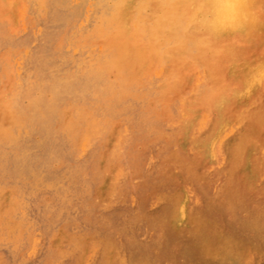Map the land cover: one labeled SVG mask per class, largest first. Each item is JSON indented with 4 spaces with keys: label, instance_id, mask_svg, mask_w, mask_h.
Here are the masks:
<instances>
[{
    "label": "rangeland",
    "instance_id": "1",
    "mask_svg": "<svg viewBox=\"0 0 264 264\" xmlns=\"http://www.w3.org/2000/svg\"><path fill=\"white\" fill-rule=\"evenodd\" d=\"M107 1L0 0V264H264V130L232 156L241 130L210 107L188 10L166 20L138 0L122 19Z\"/></svg>",
    "mask_w": 264,
    "mask_h": 264
},
{
    "label": "bare ground",
    "instance_id": "2",
    "mask_svg": "<svg viewBox=\"0 0 264 264\" xmlns=\"http://www.w3.org/2000/svg\"><path fill=\"white\" fill-rule=\"evenodd\" d=\"M109 1V0H108ZM107 1V3H108ZM116 1V0H115ZM158 1V2H156ZM168 0H142V2L150 5L153 8V14H157V11L159 9V7H165L168 5V7L170 6L172 10H170V13L164 12V14L161 16L162 19L166 18H173V15H175L177 12H179L178 14H180L181 11H183V9L185 8L186 10L189 11V19L191 20V31H190V35L192 36V42L193 44H195L197 46L196 51L198 50V54L200 56H202L203 52H208L210 53V58L209 61L207 62L208 67H210L208 74L212 75V77H215L218 82H216V85L214 87V89L212 90L211 96L210 98L212 99L211 102L209 101V103H211V108L218 111L219 115L221 117L222 120H232L235 122V124H237L239 130H241V132L239 133V138H238V145H239V150L237 149H230L232 156H234V158L236 159H240L242 152L244 153V151H246L248 154H254L258 151V136L263 132V128H264V0H245L246 3V8H245V16L244 18L236 25L233 27H228V28H221V29H212L209 28L207 26H205V24L202 22L203 20V12L200 10L199 5L201 3L204 2V0H176L175 3H173L172 5L169 4ZM76 2V1H75ZM90 2V1H89ZM110 2V1H109ZM140 1L138 0H122L121 2V16L122 19L125 18H129L130 16H132L135 13V9L138 7V5H140L139 3ZM141 2V3H142ZM111 3V2H110ZM171 3V2H170ZM26 4V3H25ZM37 4V3H36ZM117 4V3H116ZM27 5V4H26ZM120 5V4H119ZM147 5V6H148ZM41 6V5H40ZM141 6V5H140ZM23 7V6H22ZM36 7V6H35ZM88 7V6H87ZM117 7V6H116ZM115 7V8H116ZM169 7V8H170ZM44 8V7H42ZM139 8V7H138ZM137 8V11L139 10ZM91 9V7L89 8ZM142 9V8H141ZM26 10V9H25ZM34 10V9H33ZM164 10V9H163ZM162 10V11H163ZM118 11V9H117ZM145 11V10H144ZM173 12V14L171 13ZM33 14V13H32ZM140 14V13H139ZM162 14V13H161ZM29 15V14H28ZM42 15V14H41ZM40 15V16H41ZM87 15V14H86ZM143 15V14H142ZM169 15V16H168ZM171 15V17H170ZM185 15V14H184ZM112 16V15H111ZM115 16V14H114ZM159 16V15H158ZM176 16V15H175ZM33 17V16H32ZM156 17V16H155ZM160 17V18H161ZM94 18V17H93ZM114 18V17H113ZM138 18V17H137ZM145 18V16L143 17ZM159 18V20H161ZM171 18V20H172ZM134 19V18H133ZM5 20V19H4ZM23 20V18H22ZM21 20V21H22ZM30 20V19H28ZM27 20V21H28ZM138 20V19H137ZM136 20V21H137ZM153 20V19H152ZM182 20V19H181ZM1 21V20H0ZM6 21V20H5ZM107 21V20H106ZM104 21V22H106ZM158 21V19H157ZM174 21V20H173ZM184 21V20H183ZM25 22V21H24ZM31 22V21H30ZM82 22V21H81ZM99 22L101 23V21L99 20ZM151 22V21H148ZM154 22V21H153ZM160 22V21H159ZM9 23V22H8ZM107 23V22H106ZM114 23V22H113ZM137 23V22H136ZM139 23V22H138ZM137 23V24H138ZM162 23V22H161ZM188 23V22H187ZM112 24V23H109ZM134 24V23H133ZM136 24V25H137ZM144 24V23H143ZM149 24V23H148ZM160 24V23H159ZM158 24V25H159ZM169 24V23H168ZM185 24V23H184ZM31 25V24H30ZM101 25V24H99ZM114 25V24H113ZM112 25V26H113ZM156 25V24H155ZM170 25V24H169ZM115 26V25H114ZM162 26V25H160ZM24 27V26H23ZM32 27V26H31ZM39 27V25H38ZM90 27V26H89ZM117 27V24L116 26ZM136 27V26H135ZM140 27H142L140 25ZM169 27V26H168ZM172 27V26H171ZM170 27V29H171ZM92 28V26H91ZM131 28V27H130ZM151 28V27H150ZM156 28V26L154 27ZM173 28V27H172ZM8 29V28H7ZM118 29V27H117ZM116 29V31H117ZM136 29V28H135ZM142 29V28H141ZM145 29V28H144ZM143 29V30H144ZM149 29V28H148ZM160 29V28H157ZM25 30V29H24ZM98 30V29H97ZM156 30V29H153ZM161 30V29H160ZM115 31V32H116ZM119 31V29H118ZM163 31V30H161ZM160 31V32H161ZM169 31V30H168ZM182 31V30H181ZM15 33V31H13ZM12 32V33H13ZM102 32V31H101ZM138 32H139V28H138ZM147 32V31H146ZM151 32V30L149 31ZM172 32V31H169ZM183 32V31H182ZM140 33V32H139ZM145 33V32H143ZM153 33V31H152ZM176 33V32H175ZM88 34V33H87ZM110 34V33H109ZM116 34V33H115ZM114 34V36H115ZM161 34V33H159ZM99 35V33H98ZM108 35V33H107ZM113 35V34H112ZM117 35V34H116ZM155 35V33H154ZM158 35V34H157ZM101 36V35H100ZM105 36V35H104ZM110 36V35H109ZM152 36V35H151ZM150 36V37H151ZM160 36V35H159ZM161 36L163 37V34H161ZM178 36V35H177ZM79 37V36H78ZM106 37V36H105ZM148 37V36H147ZM157 37V36H156ZM77 38V37H76ZM83 38V37H82ZM96 38V37H94ZM140 38V37H139ZM143 38H145L143 36ZM166 38V37H165ZM184 38V36H183ZM182 38V39H183ZM86 39V38H85ZM84 39V40H85ZM104 39V38H103ZM156 39V38H155ZM159 39V38H158ZM162 39V38H161ZM167 39V38H166ZM59 40V39H58ZM77 40V39H76ZM83 40V41H84ZM87 40V39H86ZM95 40V39H94ZM97 40V39H96ZM148 39L146 38V41ZM190 40V41H191ZM92 41V40H91ZM144 41V40H143ZM82 42V41H81ZM131 42V41H130ZM167 42V41H166ZM183 42V41H181ZM180 42V43H181ZM188 42V41H187ZM186 42V43H187ZM86 43V41L84 42ZM133 43V42H132ZM157 43V42H156ZM176 43V41H175ZM180 43H176L177 45H179ZM81 44V43H79ZM87 44V43H86ZM90 44V43H89ZM96 44V43H95ZM164 44V42H163ZM184 44V43H183ZM78 46V44H76ZM98 45V44H97ZM194 45V46H195ZM56 46V45H55ZM58 46V45H57ZM84 46V45H83ZM102 46V45H101ZM118 46V45H117ZM116 46V47H117ZM163 46V45H162ZM172 46V45H171ZM119 47V46H118ZM180 47V46H179ZM192 47V46H191ZM8 48V47H7ZM23 48V47H22ZM55 48V47H54ZM115 48V46H114ZM121 48V47H120ZM119 48V49H120ZM20 49V48H19ZM26 49V48H25ZM68 49V48H66ZM77 49V48H76ZM104 49V46H103ZM111 49H113V47H111ZM122 49V48H121ZM186 49V47H185ZM6 50V49H5ZM18 50V49H17ZM29 49H27L28 51ZM84 50V49H83ZM102 50V49H100ZM110 50V49H109ZM156 49L154 48V51ZM163 50V49H162ZM176 57H184V59L189 62L188 57L185 58V51L183 49H176ZM14 51V50H13ZM16 51V50H15ZM99 51V50H98ZM108 51V50H107ZM116 51V50H115ZM122 51V50H121ZM158 51V49H157ZM191 51V50H190ZM26 52V50H25ZM24 52V53H25ZM74 52H76V50H74ZM73 52V53H74ZM89 52V51H88ZM103 52V51H102ZM105 52V51H104ZM124 52V50H123ZM99 53V52H98ZM109 53V51L107 52ZM160 53V52H159ZM192 53V52H191ZM121 54V53H120ZM149 54V53H148ZM3 55V54H1ZM6 55V54H5ZM102 55V54H101ZM114 55V54H112ZM117 55V54H115ZM19 56V55H18ZM161 56V55H160ZM164 56V55H162ZM170 56V55H169ZM104 57V56H103ZM114 57V56H113ZM116 57V56H115ZM123 57V56H122ZM4 58V57H3ZM6 58V57H5ZM105 58V57H104ZM121 58V57H120ZM119 58V59H120ZM160 58V57H159ZM190 58V57H189ZM9 59V58H8ZM103 59V58H102ZM15 60V59H14ZM191 60V59H190ZM6 62H10L9 60L7 61V59L5 60ZM92 61V60H90ZM114 61V60H113ZM119 61V60H116ZM134 61V60H133ZM193 61V60H192ZM18 62V61H17ZM89 62V61H88ZM109 62V61H108ZM107 62V63H108ZM111 62V61H110ZM122 62V61H121ZM166 62V61H165ZM106 63V62H105ZM161 63V62H160ZM159 63V64H160ZM11 64V63H10ZM19 64V63H17ZM118 64V63H117ZM162 64V63H161ZM122 65V64H121ZM125 65V64H124ZM127 65V64H126ZM101 66V65H100ZM160 66V65H159ZM158 66V67H159ZM123 67V66H122ZM125 67V66H124ZM129 67V65H128ZM161 67V66H160ZM12 68V67H11ZM10 68V69H11ZM16 68V66H15ZM101 68V67H100ZM107 68V66H106ZM118 68V67H117ZM116 68V69H117ZM126 68V67H125ZM197 68V66H196ZM86 69V68H85ZM108 69V68H107ZM115 70V69H114ZM0 71H2L0 69ZM12 71V70H11ZM16 71V70H15ZM18 72V70H17ZM120 72V71H119ZM154 72V69L153 71ZM11 73V72H10ZM19 73V72H18ZM28 73V72H27ZM124 73V72H123ZM127 73V72H126ZM117 74V73H116ZM126 75V74H125ZM128 75V74H127ZM174 75V74H173ZM201 75V74H200ZM4 76V75H3ZM24 76V75H23ZM1 77V75H0ZM126 77V76H125ZM2 78V77H1ZM14 78V75H13ZM117 78V77H116ZM156 78V77H155ZM173 78V77H172ZM204 78V77H203ZM120 79V78H119ZM127 79V78H126ZM153 79V78H152ZM171 79V78H170ZM176 79V78H175ZM3 80V79H2ZM31 80V79H30ZM123 80V79H122ZM125 80V79H124ZM172 80V79H171ZM20 81V80H19ZM29 81V79H28ZM92 81V80H91ZM135 81V80H134ZM148 81V80H147ZM165 81V80H164ZM170 81V80H169ZM203 81V80H202ZM21 82V81H20ZM18 82V83H20ZM152 82V81H151ZM158 82V81H157ZM166 82V81H165ZM195 82V81H194ZM205 82V81H204ZM203 82V83H204ZM118 83V81H117ZM127 83V82H125ZM129 83V82H128ZM132 83V82H131ZM144 83V82H143ZM149 83V82H148ZM227 83V85H226ZM123 84V83H122ZM121 84V86H122ZM159 84V83H158ZM163 84V83H162ZM125 85V84H124ZM128 85V84H127ZM131 85V84H130ZM136 85V84H135ZM151 85V84H150ZM170 85V84H169ZM198 85V84H197ZM199 86V85H198ZM4 87V86H3ZM16 87V86H15ZM141 87V85H140ZM140 87L139 90L141 89ZM204 87V85H203ZM207 87V86H205ZM148 88L145 86V89ZM198 88V87H197ZM202 88V87H201ZM209 88V87H208ZM4 89V88H3ZM19 89V88H18ZM130 89V88H129ZM117 90V89H116ZM138 90V92H139ZM155 90V89H154ZM206 90V89H205ZM209 90V89H208ZM11 91V90H10ZM13 91V90H12ZM19 91V90H18ZM125 91V90H124ZM122 91V92H124ZM157 91V89H156ZM117 92V91H116ZM121 92V93H122ZM137 92V94H138ZM143 92V91H142ZM145 92V90H144ZM207 92V91H206ZM36 93V92H35ZM41 93V92H40ZM39 93V94H40ZM119 93V92H118ZM135 93V92H134ZM141 93V91H140ZM161 93V92H159ZM187 93V92H186ZM198 93V92H196ZM12 95V93H10ZM129 94V92H128ZM132 94V93H131ZM151 94V93H150ZM207 94V93H206ZM10 95V96H11ZM119 95V94H118ZM127 95V94H126ZM135 95V94H134ZM149 95V94H148ZM170 95V94H169ZM138 96H140V94H138ZM145 96V95H143ZM156 96V95H155ZM131 97H133L131 95ZM147 97V95H146ZM150 97V96H149ZM199 97V96H198ZM206 97V96H204ZM108 98V97H107ZM106 98V99H107ZM115 98V97H114ZM152 98V97H151ZM184 98V97H183ZM208 98V97H207ZM11 99V98H10ZM19 99V98H18ZM122 99V98H121ZM135 99V98H134ZM147 99V98H146ZM145 99V100H146ZM118 100V99H117ZM67 101V100H66ZM148 101V100H147ZM150 101V100H149ZM196 101V99H195ZM7 102V101H6ZM174 102V101H173ZM256 102V103H255ZM8 103V102H7ZM114 103V101H113ZM154 103V102H153ZM148 104V103H146ZM172 104V103H171ZM176 104V102H175ZM7 105V104H5ZM11 105V104H10ZM24 105V104H23ZM77 105V104H76ZM85 105V104H84ZM110 105V104H109ZM160 105V104H159ZM173 105V104H172ZM177 105V104H176ZM179 105V104H178ZM20 106V105H18ZM22 106V105H21ZM86 106V105H85ZM147 106V105H145ZM80 107V106H79ZM83 107V106H81ZM148 107V106H147ZM145 107V108H147ZM151 107V106H149ZM9 108V107H8ZM23 108V107H22ZM175 108V107H174ZM7 109V108H6ZM13 109V108H12ZM29 109V108H28ZM61 109H63L61 107ZM67 109V108H66ZM71 109V108H70ZM87 109V108H86ZM139 109V108H138ZM144 109V108H143ZM157 109V108H155ZM8 110V109H7ZM17 110V109H16ZM68 110V109H67ZM13 111V110H11ZM142 111V110H141ZM158 111V109H157ZM85 112V111H84ZM12 113V112H11ZM91 113V112H90ZM147 113V112H146ZM177 113V112H176ZM175 113V114H176ZM80 114V112H79ZM128 114V113H127ZM174 114V115H175ZM71 115V114H70ZM87 115V114H86ZM125 115V114H124ZM131 115V114H130ZM145 115V114H144ZM151 115V114H150ZM149 115V116H150ZM160 116V115H159ZM176 116V115H175ZM19 117V116H18ZM62 117V115H61ZM69 117V116H68ZM81 117V116H80ZM92 117V116H91ZM106 117V116H105ZM130 117V116H129ZM137 117V116H136ZM11 118V117H10ZM13 118V117H12ZM23 118V116H22ZM64 118V117H63ZM78 118V117H77ZM83 118V116H82ZM81 118V119H82ZM100 118V117H99ZM74 119V118H73ZM85 119V118H84ZM93 119V118H92ZM101 119V118H100ZM105 119V118H103ZM155 119V118H152ZM59 120V119H58ZM97 120V119H96ZM111 120V119H110ZM221 120V122H222ZM15 121V120H14ZM63 121V120H62ZM67 121V120H66ZM86 121V120H85ZM101 121V120H100ZM158 121V120H156ZM164 121V120H163ZM83 122V121H82ZM91 122V121H90ZM162 122V121H161ZM17 123V122H16ZM21 123V122H20ZM60 123V122H59ZM84 123V122H83ZM199 123V121H198ZM57 124V123H56ZM69 124V123H68ZM163 124V123H162ZM15 125V124H14ZM64 125V124H63ZM96 125V124H95ZM101 125V124H98ZM106 125V124H105ZM104 125V126H105ZM108 125V124H107ZM110 125V124H109ZM108 125V127H109ZM140 125V124H139ZM45 126V125H44ZM73 126V125H72ZM76 126V124H75ZM78 126V125H77ZM86 126V125H85ZM152 126V125H151ZM165 126V125H164ZM2 127V126H1ZM6 127V126H5ZM3 127V128H5ZM74 127V126H73ZM124 127V126H123ZM159 127V126H158ZM8 128V127H6ZM5 128V129H6ZM16 128V127H14ZM48 128V127H47ZM54 128V127H52ZM71 128V127H70ZM1 129V128H0ZM73 129V128H72ZM107 129V127H106ZM119 129V128H117ZM127 129V128H126ZM125 129V130H126ZM132 129V128H130ZM129 129V131H130ZM148 128L146 127V131ZM150 129V128H149ZM216 129V128H215ZM10 130V129H9ZM20 130V129H19ZM26 130V129H25ZM82 130V129H81ZM100 129H98L99 131ZM109 130V129H108ZM128 130V129H127ZM126 130V131H127ZM152 130V129H151ZM163 130V129H162ZM170 130V129H169ZM8 131V130H7ZM120 131V130H118ZM125 131V132H126ZM137 131V130H136ZM145 131V132H146ZM72 132V130H71ZM84 132V131H83ZM122 132V131H121ZM119 132V133H121ZM144 132V131H143ZM5 133V132H4ZM73 133V132H72ZM102 133V132H101ZM100 133V134H101ZM107 133V132H106ZM127 133V132H126ZM157 133V132H156ZM2 134V133H1ZM74 134V133H73ZM124 134V133H122ZM142 134V133H141ZM150 134V133H149ZM152 134V133H151ZM131 135V134H130ZM223 135V134H222ZM1 136V135H0ZM6 136V135H4ZM123 136V135H122ZM144 136V135H143ZM84 136H82L83 138ZM124 137V136H123ZM142 136H140L141 138ZM151 137V136H150ZM91 138V137H90ZM95 138V137H94ZM92 138V140L94 139ZM104 138V137H103ZM101 138V139H103ZM146 138V137H145ZM148 138V137H147ZM84 139V138H83ZM139 139V138H137ZM143 139V138H142ZM197 139V138H196ZM82 140V139H80ZM126 140V139H125ZM140 140V139H139ZM138 140V141H139ZM158 140V139H157ZM160 140V139H159ZM97 141V139H96ZM100 141V140H99ZM97 141V142H99ZM134 141V140H132ZM198 141V139H197ZM92 142V141H91ZM94 142V141H93ZM123 142V139L121 141V143ZM137 142V140H136ZM153 142V141H152ZM151 142V143H152ZM156 142V141H155ZM83 143V141H82ZM90 143V142H89ZM158 143V142H157ZM129 144V143H128ZM132 144V143H131ZM56 145V144H55ZM61 145V144H59ZM97 145V144H96ZM133 145V144H132ZM147 145V144H146ZM162 145V144H160ZM70 146V145H69ZM76 146V145H75ZM98 146V145H97ZM117 146V145H116ZM91 147V146H90ZM121 147V146H120ZM137 147V146H136ZM118 148V147H117ZM156 148V146H155ZM170 148V147H169ZM15 149V148H14ZM88 149V148H87ZM90 149V148H89ZM99 149V148H98ZM116 149V148H115ZM128 149V147H127ZM150 149V148H149ZM102 150V149H101ZM147 150V148H146ZM145 150V151H146ZM151 150V149H150ZM243 150V151H242ZM87 151V150H85ZM116 151V150H115ZM210 151V150H209ZM111 152H113L111 150ZM117 152V151H116ZM135 152V151H134ZM164 152V150L162 151ZM59 153V152H58ZM75 153V152H74ZM81 153V152H79ZM78 153V154H79ZM85 153V152H84ZM97 153V152H96ZM114 153V152H113ZM131 153V152H130ZM165 153V152H164ZM241 153V154H240ZM76 154V153H75ZM77 154V155H78ZM99 154V153H98ZM121 154V153H120ZM127 154V153H126ZM129 154V153H128ZM159 154V153H158ZM161 155V151L160 154ZM83 156V155H82ZM99 156V155H98ZM122 156V155H121ZM163 156V155H162ZM79 157V156H78ZM127 157V155H126ZM144 157V156H143ZM156 157V156H155ZM154 157V158H155ZM164 157V156H163ZM112 158V157H111ZM140 158V157H139ZM153 158V159H154ZM99 159V158H98ZM110 159V158H109ZM136 159V158H135ZM150 159V158H149ZM95 160V159H94ZM134 160V159H133ZM145 160V158H144ZM237 160V161H238ZM246 160V158H245ZM61 161V160H60ZM59 161V162H60ZM111 161V160H110ZM109 161V162H110ZM115 161V160H114ZM137 161V160H136ZM143 161V160H142ZM66 162V161H65ZM64 162V163H65ZM141 162V161H140ZM150 162V160H149ZM157 162V161H156ZM63 163V162H62ZM95 163V162H94ZM131 163V162H130ZM151 163V162H150ZM57 164V163H56ZM67 164V163H66ZM72 164V163H71ZM97 164V163H96ZM157 164V163H156ZM2 165V164H1ZM148 165V164H147ZM175 165V164H174ZM54 166V165H53ZM98 166V165H97ZM107 166V165H106ZM125 167V165H124ZM127 167V166H126ZM131 167V166H130ZM139 167V166H138ZM143 167V166H142ZM154 167V166H153ZM158 167V166H157ZM75 168V167H74ZM73 168V169H74ZM132 168V167H131ZM130 168V169H131ZM141 168V167H140ZM139 168V169H140ZM147 168V167H146ZM236 165L234 166V164H232L231 170H235ZM91 169V168H90ZM89 169V170H90ZM104 169V168H103ZM155 169V168H153ZM152 169V170H153ZM126 170V169H125ZM144 171V170H143ZM147 171V170H145ZM93 172V171H92ZM101 172V171H100ZM13 173V172H12ZM142 173V170H141ZM151 173V172H150ZM96 174V173H95ZM102 176V173H100ZM143 174V173H142ZM145 175V174H144ZM152 175V174H151ZM255 175V174H254ZM33 176V175H32ZM100 176V175H99ZM143 177V176H142ZM94 178V177H93ZM124 178V177H123ZM98 180V179H97ZM123 180V179H122ZM132 180V179H131ZM158 179H155V181H157ZM94 182V181H93ZM151 182V181H150ZM45 183V182H44ZM121 183V182H120ZM98 184V183H97ZM39 187V186H37ZM126 187V186H125ZM130 187V186H129ZM160 188V187H159ZM1 189V188H0ZM122 189V188H120ZM141 189V187H140ZM14 190V189H13ZM119 190V189H118ZM134 190V189H133ZM139 190V189H138ZM143 190V189H142ZM3 191V190H1ZM0 191V192H1ZM127 191V189H126ZM28 192V191H27ZM136 192V191H135ZM212 192V191H211ZM34 193V192H33ZM128 193V192H127ZM140 193V192H139ZM138 193V194H139ZM143 193V192H142ZM27 194V193H25ZM85 194V193H84ZM117 194V193H116ZM36 195V194H35ZM118 195V194H117ZM116 195V196H117ZM129 195V194H128ZM24 196V195H23ZM45 196V195H44ZM120 196V195H119ZM20 197V196H19ZM18 197V198H19ZM128 197V196H127ZM92 198V197H91ZM94 198V197H93ZM130 198V196H129ZM235 199V201H228V203L230 204H234L236 202H238L237 196L233 197ZM49 199V198H48ZM116 199V198H115ZM20 200V199H19ZM113 200V199H112ZM148 200V199H147ZM13 201V200H12ZM15 201V200H14ZM49 201V200H48ZM91 201V200H90ZM127 201V200H126ZM19 202V201H18ZM93 202V201H92ZM96 202V201H94ZM186 202V201H185ZM20 203V202H19ZM81 203V202H80ZM90 203V202H89ZM116 203V201H115ZM138 203V202H137ZM82 204V203H81ZM91 204V203H90ZM100 204V203H99ZM102 204V203H101ZM100 204V205H101ZM123 204V203H122ZM125 204V203H124ZM147 204V203H146ZM16 205V204H15ZM89 205V204H88ZM128 205V204H127ZM81 206V205H80ZM94 206V205H93ZM102 206V205H101ZM111 206V205H110ZM115 206V205H114ZM140 207H142L141 205H139ZM12 207V206H11ZM100 207V206H99ZM112 207V206H111ZM138 207V206H137ZM136 207V209H137ZM13 209V208H12ZM103 209V208H102ZM111 209V208H110ZM105 210V209H104ZM113 210V209H112ZM127 210V209H126ZM21 211V210H20ZM95 211V210H94ZM106 211V210H105ZM145 211V210H144ZM129 212H131V210H129ZM134 212V211H133ZM3 213V212H2ZM95 214V213H94ZM97 214V213H96ZM122 214V213H120ZM23 215V213H22ZM47 215V214H46ZM93 216V215H92ZM128 216V215H127ZM126 216V217H127ZM97 217V216H95ZM88 218V217H87ZM134 218V217H132ZM131 218V219H132ZM179 218V217H178ZM108 219V218H107ZM19 220V219H18ZM85 220V219H84ZM89 220V219H88ZM96 220V219H95ZM126 220V218L124 219ZM130 220V219H129ZM135 220V219H134ZM4 221V219H3ZM23 221V220H22ZM32 221V220H30ZM103 221V220H102ZM109 221V220H108ZM105 221V222H108ZM132 220H130L131 223ZM179 221V220H178ZM2 222V221H1ZM96 222V221H95ZM125 222V221H124ZM141 222V220H140ZM144 222V221H143ZM18 223V222H16ZM33 223V222H32ZM68 223V222H67ZM133 223V222H132ZM145 223V222H144ZM12 224V223H11ZM19 224V223H18ZM142 224V223H141ZM1 225V224H0ZM20 225V224H19ZM76 225V224H75ZM83 225V224H82ZM97 225V224H95ZM102 225V223H101ZM123 224H121L122 226ZM129 225V222L128 224ZM133 225V224H132ZM176 225V224H175ZM28 226V225H27ZM138 226V225H137ZM152 226V225H151ZM5 227V226H4ZM9 227V226H8ZM130 227V226H129ZM154 227V226H153ZM19 227L16 228V230ZM95 228V227H93ZM63 229V228H62ZM126 229V228H125ZM151 229V228H150ZM159 229V228H157ZM102 230V229H101ZM147 230V229H146ZM30 231V230H29ZM104 231V230H102ZM109 231V230H107ZM130 231V230H129ZM4 232V231H3ZM17 232V231H16ZM78 232V231H77ZM80 232V231H79ZM114 232V231H113ZM128 232V231H127ZM6 233V232H5ZM30 233V232H29ZM36 233V232H35ZM39 233V232H38ZM56 233V232H55ZM67 233V232H65ZM83 233V232H82ZM92 233V232H90ZM115 233V232H114ZM119 233V231H118ZM133 233V232H132ZM140 233V232H139ZM149 233V232H147ZM28 234V233H27ZM93 234H96L95 232ZM116 234V233H115ZM141 234V233H140ZM26 235V234H25ZM71 235V232H70ZM73 235V234H72ZM76 236V234H74ZM87 235V234H85ZM97 235V234H96ZM113 235V234H112ZM111 235V236H112ZM125 235V234H123ZM130 235V233H129ZM17 236V235H16ZM94 236V235H93ZM98 236V235H97ZM114 236V235H113ZM128 236V235H127ZM36 237V236H35ZM34 237V238H35ZM72 237V236H71ZM105 237V236H104ZM107 237V236H106ZM120 237V236H119ZM118 237V238H119ZM124 237V236H123ZM141 237V236H140ZM146 237V236H145ZM144 237V238H145ZM27 239V237H25ZM32 238V237H31ZM38 238V237H37ZM49 238V237H48ZM97 238V237H96ZM93 238V239H96ZM110 238V237H108ZM113 238V237H112ZM152 238V237H151ZM16 239V238H15ZM25 239V240H26ZM33 239V238H32ZM31 239V240H32ZM82 239V237H81ZM80 239V240H81ZM107 239V238H106ZM130 239V238H129ZM134 239V238H133ZM138 239V238H136ZM141 239V238H140ZM158 239V238H157ZM14 240V239H13ZM71 240V238H70ZM99 240V239H97ZM96 240V241H97ZM117 240V239H116ZM123 240L126 239L123 238ZM149 240V239H148ZM33 241V240H32ZM89 241V240H88ZM95 241V242H96ZM135 242L138 240H134ZM142 241V240H141ZM151 241V240H150ZM154 241V240H153ZM14 242V241H13ZM37 242V241H35ZM70 242V241H69ZM77 242L79 243V241L77 240ZM134 242V243H135ZM145 242V241H144ZM148 242V241H147ZM12 243V241H11ZM39 243V242H38ZM75 243V242H74ZM140 243V242H139ZM150 243V242H149ZM14 244V243H13ZM49 244V243H48ZM47 244V245H48ZM73 244V243H72ZM117 244V243H116ZM122 244V243H121ZM148 244V243H145ZM144 244V245H145ZM154 244V243H153ZM157 244V243H156ZM24 245V244H23ZM39 245V244H38ZM83 245V243L81 244ZM89 245V244H88ZM91 245V243H90ZM118 245V244H117ZM116 245V246H117ZM129 245V244H128ZM132 245V244H131ZM30 246V244H29ZM68 246V245H67ZM75 246V245H74ZM101 246V245H100ZM126 246H127V242H126ZM133 246V245H132ZM135 246V245H134ZM146 246V245H145ZM149 246V245H148ZM151 246V244H150ZM12 247V246H11ZM38 247V246H36ZM78 247V246H77ZM82 246H80L81 248ZM110 247V246H109ZM137 247V246H136ZM141 247V246H140ZM139 247V248H140ZM144 247V246H143ZM31 248V247H30ZM50 248V247H49ZM72 248V247H71ZM127 248V247H126ZM149 248V247H147ZM186 248V247H185ZM188 248V247H187ZM74 249V248H73ZM122 249V248H121ZM129 249V248H128ZM131 249V248H130ZM137 249V248H136ZM189 249V248H188ZM27 250V249H26ZM76 249H74L73 251H75ZM81 250V249H80ZM100 250V249H99ZM141 250V249H140ZM186 250V249H185ZM15 251V250H14ZM127 251V250H126ZM132 251V250H129ZM134 251V250H133ZM145 251V249H144ZM142 252V250L140 251ZM150 252V251H148ZM28 253V252H27ZM56 253V252H55ZM66 253V252H65ZM138 253V252H137ZM142 253H146L142 252ZM183 253V251H182ZM33 254V252H32ZM53 254V253H52ZM68 254V253H67ZM78 254V253H77ZM121 254V253H120ZM129 254V252H128ZM187 254V253H186ZM21 255V254H20ZM59 255V254H58ZM71 255V254H70ZM144 255V254H143ZM149 255H151V253H149ZM159 255V254H158ZM181 255V253H180ZM19 256V255H18ZM28 256V255H26ZM33 256V255H32ZM114 256V255H113ZM135 256V255H134ZM137 256V255H136ZM156 256V255H155ZM154 256V257H155ZM160 256V255H159ZM230 256V255H229ZM23 257V256H22ZM29 257V256H28ZM59 257V256H58ZM71 257V256H70ZM127 257V255H126ZM142 258V256H140ZM149 258V256H147ZM158 257V256H157ZM182 257V256H180ZM228 257V256H227ZM24 258V257H23ZM76 258V257H75ZM98 258V256H97ZM102 258V256L100 257ZM133 258V257H132ZM161 258V257H160ZM77 259V258H76ZM135 259V258H134ZM145 259V257H144ZM153 259V258H152ZM156 259V258H155ZM219 259V258H218ZM228 259V258H227ZM230 259V258H229ZM4 260V259H3ZM58 260V259H57ZM97 260V259H96ZM99 260V259H98ZM117 260V259H116ZM143 259H141L142 261ZM234 260V259H233ZM44 261V260H43ZM52 261V260H51ZM50 261V262H51ZM55 261V260H53ZM101 261V260H99ZM104 261V260H103ZM133 261V259H132ZM159 261V260H158ZM228 261V260H225ZM237 261V260H236ZM19 262V261H18ZM61 262V261H59ZM114 262V261H113ZM161 262V261H159ZM2 263V262H1ZM48 263V262H47ZM73 263V262H72ZM115 263V262H114ZM113 263V264H114ZM154 263V262H153ZM156 263V262H155ZM52 264V263H51ZM94 264V263H93ZM97 264V262H96ZM101 264V263H100ZM105 264V263H104ZM184 264V263H183ZM230 264V263H229Z\"/></svg>",
    "mask_w": 264,
    "mask_h": 264
},
{
    "label": "clouds",
    "instance_id": "3",
    "mask_svg": "<svg viewBox=\"0 0 264 264\" xmlns=\"http://www.w3.org/2000/svg\"><path fill=\"white\" fill-rule=\"evenodd\" d=\"M202 22L212 29L236 26L245 16V0H204Z\"/></svg>",
    "mask_w": 264,
    "mask_h": 264
}]
</instances>
